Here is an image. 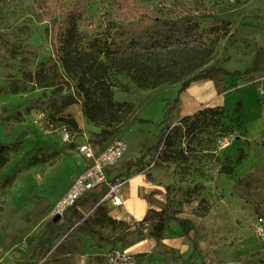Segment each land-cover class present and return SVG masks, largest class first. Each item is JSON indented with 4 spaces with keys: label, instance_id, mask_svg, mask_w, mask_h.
<instances>
[{
    "label": "rangeland",
    "instance_id": "rangeland-1",
    "mask_svg": "<svg viewBox=\"0 0 264 264\" xmlns=\"http://www.w3.org/2000/svg\"><path fill=\"white\" fill-rule=\"evenodd\" d=\"M37 1L28 6L21 0H0V34L9 37L18 25L28 31L24 38L18 36L23 40L13 60L32 72L52 54L51 21ZM145 2L169 16L183 6L203 15L204 42L186 52L169 44L155 60L174 79L155 87H136L130 75L116 76L114 100L127 103L118 124L89 122L80 103L68 109L80 123L78 128L52 121L30 106L35 99L48 98L54 88L33 85L17 68L5 71L0 66V84L9 75L25 79L27 85L18 92L0 93V143L18 147L0 167V264H104L111 249L128 250L139 240L146 244L139 264H264V237L257 232L258 220L264 218V139L244 137L242 107L234 101L242 89L264 95V69L246 76H218L220 92L237 90L226 95V106L199 109L181 122L172 121L181 113L177 105L171 121L161 123L165 105L177 96L184 78L213 65L230 71L252 65L256 48L264 46V0ZM90 9L97 19L112 13L110 0H91ZM208 15L221 20L218 28H207L213 19ZM25 45L32 54L23 52ZM1 55L0 48V63ZM140 118L151 121L141 123ZM168 124L169 139L157 165L146 173L150 183L142 194L151 207L145 217L116 218L114 209L123 208L124 200L115 206L106 196V184L89 190L75 207L55 212L72 180L91 168L112 140L121 137L128 142L123 156L109 167L107 175L115 181L127 175L129 161L154 145ZM62 125L71 133L70 141L63 139ZM227 135L230 142L220 143L219 137ZM83 144L90 145L93 156L81 152ZM129 180L120 188L121 197ZM175 217L188 221V231ZM154 223L163 230L155 229Z\"/></svg>",
    "mask_w": 264,
    "mask_h": 264
},
{
    "label": "trees",
    "instance_id": "trees-1",
    "mask_svg": "<svg viewBox=\"0 0 264 264\" xmlns=\"http://www.w3.org/2000/svg\"><path fill=\"white\" fill-rule=\"evenodd\" d=\"M21 1L27 2L28 6L35 5V0ZM37 2L36 5L43 10V16L51 21L52 54L46 61L36 63L34 72L22 63L16 65L13 60L16 46L28 34L22 25H18L12 28L9 37L0 34V66L5 71L17 68L33 85L53 87L54 90L48 98L33 100L30 109L39 108L52 121H60L73 128H78L79 123L68 109L75 103H80L82 113L89 122L108 126L118 124L127 103L114 100L116 76L130 75L136 87H155L160 82L174 79L171 71L155 60L169 44L178 52H186L196 51L198 44L204 42L206 27L202 25L203 15H198L184 6L174 11L173 16H169V13L149 7L145 0H110L111 15L97 19L90 9L91 0ZM206 18L213 17L208 15ZM218 22L221 20L210 19L207 28H218ZM21 35L23 38H18ZM23 52L32 54L33 49L25 45ZM262 69L264 46H259L255 50L252 65L244 71H230L213 65L184 78L177 96L165 105L161 123L171 121V114L179 103L180 94L192 83L199 80L217 82L220 75L246 76ZM6 81L5 84H0V93L27 89L25 79L8 75ZM123 89L127 90L126 87ZM236 106L242 107V101H237ZM188 116L182 117L180 121L188 119ZM21 117L22 115H18L16 119L21 120ZM150 121L139 119L141 123ZM170 130V124L162 127L157 142L136 159L129 161L127 177H131L133 168L139 173L143 171L146 157L168 141ZM114 131L113 127L108 135H112ZM17 149V144L0 143V167L9 162L10 154ZM242 158L240 155L237 162H241ZM174 219L188 231V221L177 217ZM154 228L163 230V226L158 223H154Z\"/></svg>",
    "mask_w": 264,
    "mask_h": 264
},
{
    "label": "crops",
    "instance_id": "crops-1",
    "mask_svg": "<svg viewBox=\"0 0 264 264\" xmlns=\"http://www.w3.org/2000/svg\"><path fill=\"white\" fill-rule=\"evenodd\" d=\"M236 91L237 90H227L225 92H220L214 80L196 81L180 94L178 108H181V113L177 118L172 117V121L181 119L199 109L226 106V95L234 94ZM240 91L241 95L236 96L234 101L235 103L239 100L242 101V130L244 132V137L257 141L264 139V95L260 90L257 94L252 93L248 88ZM235 105L228 107L233 111ZM79 158L81 159L82 157L79 155ZM80 159L79 161L85 163L86 159ZM148 183H150V181L145 173L131 175L128 184L121 191L124 206L119 210L116 209L118 207L114 209V216L116 218L123 221L131 219L133 215L138 216L139 219L145 217L151 206L142 192L145 191L144 186H147ZM69 185L70 182L68 186ZM127 248L131 252L139 255V253H142L146 248L145 240H139L138 242L129 244Z\"/></svg>",
    "mask_w": 264,
    "mask_h": 264
},
{
    "label": "built area",
    "instance_id": "built-area-1",
    "mask_svg": "<svg viewBox=\"0 0 264 264\" xmlns=\"http://www.w3.org/2000/svg\"><path fill=\"white\" fill-rule=\"evenodd\" d=\"M41 114L42 116H46L44 112H41ZM171 128L172 127H170V129ZM61 134L65 141L71 140L72 135L65 125L61 127ZM218 140L220 143L230 142L229 135L219 137ZM127 146L128 142L124 138L118 137L112 140L111 143L95 157V164L72 180L69 190L59 198L55 205V212L62 213L71 208L78 203L89 190L102 184L109 186L106 196L112 200L113 204L115 206L122 205L123 200L119 191L126 183L128 177L123 176L113 181L107 174H109V167L123 156ZM162 146L158 150H155L151 156L149 155L148 162L145 164L142 173L146 174L157 165L162 152ZM80 150L88 157L94 155L89 144L81 145ZM134 218L137 219V216L134 215ZM257 232L264 237V218L258 220ZM104 264H139V256L127 249L116 247L107 253Z\"/></svg>",
    "mask_w": 264,
    "mask_h": 264
},
{
    "label": "water",
    "instance_id": "water-1",
    "mask_svg": "<svg viewBox=\"0 0 264 264\" xmlns=\"http://www.w3.org/2000/svg\"><path fill=\"white\" fill-rule=\"evenodd\" d=\"M60 216L57 214L56 216H55V221L59 218Z\"/></svg>",
    "mask_w": 264,
    "mask_h": 264
}]
</instances>
